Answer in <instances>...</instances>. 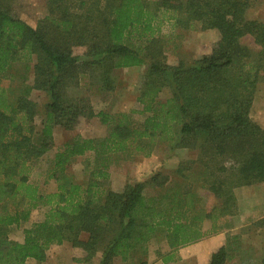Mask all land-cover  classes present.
I'll return each instance as SVG.
<instances>
[{
    "label": "trees",
    "instance_id": "16d2710c",
    "mask_svg": "<svg viewBox=\"0 0 264 264\" xmlns=\"http://www.w3.org/2000/svg\"><path fill=\"white\" fill-rule=\"evenodd\" d=\"M256 1L46 0L47 14L33 27L12 14V0H0V264L42 263L52 246L66 242L84 253L75 260L81 264H148L141 258L133 262L132 255L144 253L157 236L164 235L169 250L177 251L228 228V218L237 213L236 189L264 184V128L251 118L264 83V20L249 17ZM166 26L217 30L220 40L210 55L169 64ZM246 36L257 50L242 43ZM75 48L83 54L75 55ZM21 61L27 84L14 96L1 80L19 74L15 67ZM145 65L137 98L141 122L127 113L95 114L87 96L69 92L83 79H94L99 92L113 91L116 71ZM165 89L171 95L161 101ZM33 91L49 98L40 130ZM93 117L107 125V136H76L58 149L47 177L57 190L41 193L30 172L53 149L55 129L74 130L80 118ZM164 142L196 153L180 163L173 186L157 197L145 195V181L121 191L106 186L103 160L109 155L144 152ZM89 153L97 160L87 182L68 179V165ZM169 177L159 172L152 182L163 188ZM195 188L211 193L217 205L210 211L199 207ZM15 199L28 207L9 209ZM38 207L47 209L44 219L26 230L22 242L11 240L8 229ZM228 258L223 246L209 264H227Z\"/></svg>",
    "mask_w": 264,
    "mask_h": 264
},
{
    "label": "rangeland",
    "instance_id": "374dc122",
    "mask_svg": "<svg viewBox=\"0 0 264 264\" xmlns=\"http://www.w3.org/2000/svg\"><path fill=\"white\" fill-rule=\"evenodd\" d=\"M157 1V0H148ZM13 2V3H12ZM11 12L12 14L25 21L29 25L36 27L38 22L47 14L46 0H12ZM249 17L253 19L264 20V0H257L255 6L250 10ZM162 36L165 38V51L167 61L169 64H177L179 62L190 63L195 59L210 55L217 43V33L206 32L202 33L199 26L190 30H172L169 27H164ZM242 43L250 48L257 50L254 41L251 37L242 40ZM84 52L83 48H75L74 54L81 56ZM24 61L16 65V70L19 74L11 78L5 77L2 81V86L8 89L15 96L19 93L21 87L26 82L22 81L24 76ZM147 66L126 68L114 73L115 88L110 92L97 91L98 83L93 79L92 81L82 80L81 85L77 89L69 90L71 95H85L90 99L91 106L95 114L105 112L109 115H117L119 113L131 114L133 120L141 122L145 116L138 113L142 107L138 103V96L140 87L143 82L144 74ZM33 74L30 75V82ZM90 84V86H89ZM92 85V86H91ZM169 89H165L159 97V100L165 101L170 97ZM30 98L37 104L40 109V115L36 118L35 124L37 130L41 129V122L44 117L45 106L49 101L48 96L44 92L33 91ZM252 120L264 128V83H260L255 95L254 106L251 112ZM108 131L107 125H103L99 118H80L74 130H64L60 127L56 128L54 135V147L40 160L33 163L30 172V182L36 185L41 193H53L57 190L58 184L54 180H47L48 170L58 149L62 148L67 142L71 141L76 136H81L86 139L101 138ZM196 153L187 151L185 149H171L169 143H160L152 149H146L144 152H131L125 154H112L103 160L106 164V169L109 174V180L106 181V186L114 191H121L127 184H134L137 182H147L145 195L147 197H157L167 186H173L171 179L174 181L177 176L174 172L179 167L180 163L187 160H194ZM96 157L94 153H89L84 157L74 159L66 168L64 175L68 179L85 184L90 177L92 168L95 167ZM163 176H170L166 186L160 188L152 182V178L157 173ZM191 183V182H190ZM189 183V184H190ZM195 186V185H194ZM199 193L200 200L197 205L206 211H209L217 205L214 196L205 189L195 188ZM11 210H18L27 208L28 204L24 200L15 199L9 202L8 205ZM239 207L237 206V212ZM47 209L38 207L31 210L29 219L22 222L20 225H13L8 229V236L11 240L22 242L25 237L26 230L30 229L34 224L41 222L44 219ZM231 219V218H230ZM231 222V220H230ZM234 229L226 233L227 239L225 247L228 248L229 258L227 264H258L264 256V235H257L259 229H262L259 224L253 223L250 226L237 225V221L232 222ZM205 228L210 226L209 221L204 223ZM229 225V224H228ZM236 226V229L233 228ZM259 226V227H258ZM217 235V234H216ZM213 235V236H216ZM211 236V237H213ZM201 242V241H199ZM194 243L177 251H170L164 235L157 236L148 245L147 249L142 252H136L132 256V261L137 262L138 258L146 260L148 264H155V262L169 257V254L180 257L179 251L187 255L184 262L178 264H202L204 261L209 264L210 260L207 258L203 261L195 259L192 256L198 250V244ZM221 246V247H223ZM66 248V249H64ZM263 249V250H262ZM208 254L212 251V246H205ZM255 250L256 253L254 252ZM262 253V254H261ZM84 253L81 250L73 249L70 243L66 242L64 245L52 246L47 252V259L44 262H37L34 259H28L26 264H81L75 261L81 258ZM256 256V259L253 257ZM195 257V258H193ZM258 257V259H257ZM191 258V260H189ZM170 261V260H169ZM94 264H98V260Z\"/></svg>",
    "mask_w": 264,
    "mask_h": 264
},
{
    "label": "crops",
    "instance_id": "0c3cea01",
    "mask_svg": "<svg viewBox=\"0 0 264 264\" xmlns=\"http://www.w3.org/2000/svg\"><path fill=\"white\" fill-rule=\"evenodd\" d=\"M211 31H213L214 33H217V35H218L217 42H218L220 40V33L217 30H207V31H202V33L211 32ZM248 37H250V36H246L242 40H244L245 38H248ZM133 68H136V67H133ZM254 100H255V98H254ZM253 106H254V102H253ZM55 132H56V129L53 133V140H54ZM107 133H108V131L105 133V135L103 137L95 138V139H103L107 136ZM158 145H160V143H158L156 146H158ZM235 195L237 197V206L239 207V210L234 217H231V219L228 218V221H227V223L229 224L228 228L224 229L223 231H221L217 235L215 234L216 236L211 235L213 237L208 236V237H205L204 239H202L201 242H199V244H198L199 246H198L197 252L192 254V256H195L196 258L195 257H193V258L201 260V261H203L206 258L208 260H210L213 252L216 251L221 246L225 245L226 239H227L226 233H229L230 231L234 230V229H231L232 228L231 223L232 222L234 223L235 221H237V225H239L240 227L245 226V225L250 226L251 224H253V223L256 224L257 222L260 221L259 226L262 229H259L260 231H259V233H257V235H260V236L264 235V184L263 183H255V184H252L249 186H244V187L238 188L235 191ZM230 220H231V222H230ZM205 223H207V221H205ZM237 225H235V227H233V228L236 229ZM207 245L212 246V251L210 254H208L205 250V246H207ZM64 249H66V248H64ZM181 251H179V254L181 255L180 257H178V254L173 255L170 257V259H169L170 261L165 262V258H163V259L155 262V264H178L179 262H184V260L187 259V255L183 254V252H181ZM256 251L257 250H255L254 252L256 253ZM263 252H264V250L262 251V253ZM253 258L256 259V256H254ZM166 259H168V258H166ZM257 259H258V257H257ZM178 260H180V261L178 262ZM189 260H191V258H189ZM175 262H178V263H175ZM202 264H206V263L203 261Z\"/></svg>",
    "mask_w": 264,
    "mask_h": 264
}]
</instances>
